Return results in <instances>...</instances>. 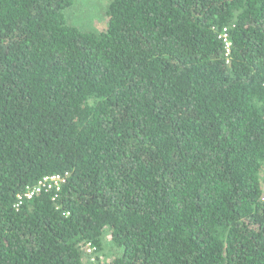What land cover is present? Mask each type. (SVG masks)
I'll use <instances>...</instances> for the list:
<instances>
[{
	"label": "trees",
	"instance_id": "obj_1",
	"mask_svg": "<svg viewBox=\"0 0 264 264\" xmlns=\"http://www.w3.org/2000/svg\"><path fill=\"white\" fill-rule=\"evenodd\" d=\"M72 5L0 0V264H264V0Z\"/></svg>",
	"mask_w": 264,
	"mask_h": 264
},
{
	"label": "rangeland",
	"instance_id": "obj_2",
	"mask_svg": "<svg viewBox=\"0 0 264 264\" xmlns=\"http://www.w3.org/2000/svg\"><path fill=\"white\" fill-rule=\"evenodd\" d=\"M107 0H72L73 5L65 12L70 24L82 31L99 32L105 28ZM82 264H112L117 250L110 244V237L103 239V249L98 252L87 248L83 252Z\"/></svg>",
	"mask_w": 264,
	"mask_h": 264
},
{
	"label": "built area",
	"instance_id": "obj_3",
	"mask_svg": "<svg viewBox=\"0 0 264 264\" xmlns=\"http://www.w3.org/2000/svg\"><path fill=\"white\" fill-rule=\"evenodd\" d=\"M225 32V31H224ZM223 32V33H224ZM222 38H224L225 48L227 55L229 53V43L226 40V35L222 34ZM63 183V178L60 176H50V177H44L40 179L35 185H28L24 188L21 195L17 196V203L15 204V207H20L24 202L30 201L38 194H41L43 192H58L60 190L61 184ZM94 250L91 247H88L87 252Z\"/></svg>",
	"mask_w": 264,
	"mask_h": 264
}]
</instances>
